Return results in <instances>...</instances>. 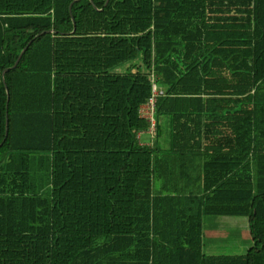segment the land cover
<instances>
[{"label": "trees", "instance_id": "obj_1", "mask_svg": "<svg viewBox=\"0 0 264 264\" xmlns=\"http://www.w3.org/2000/svg\"><path fill=\"white\" fill-rule=\"evenodd\" d=\"M0 264H264V0H0Z\"/></svg>", "mask_w": 264, "mask_h": 264}, {"label": "rangeland", "instance_id": "obj_2", "mask_svg": "<svg viewBox=\"0 0 264 264\" xmlns=\"http://www.w3.org/2000/svg\"><path fill=\"white\" fill-rule=\"evenodd\" d=\"M127 67L120 68L121 71H124ZM148 109H146V113ZM155 135V134H154ZM142 140L143 142H152V136L143 133L142 134ZM160 143L162 146H168L170 144V129L168 126L163 127V136L160 138ZM233 219L226 218L225 222H221V226L224 227L226 230L230 231L226 234V237L228 236V239H215L213 241H207L206 246L213 247V250H215V254H226V255H236L241 254L247 251L248 247H252L254 243L251 241V236L249 233V221L247 217H232ZM214 219H219L220 221H223L220 217L215 216H207L205 217V227H208L210 223H213ZM241 225V230H239V226ZM217 225V224H216ZM219 226V225H218ZM220 227V229L222 228ZM238 235V236H237ZM240 236V239H239ZM243 246V252H240L239 245ZM206 252L208 250L206 249Z\"/></svg>", "mask_w": 264, "mask_h": 264}, {"label": "crops", "instance_id": "obj_3", "mask_svg": "<svg viewBox=\"0 0 264 264\" xmlns=\"http://www.w3.org/2000/svg\"><path fill=\"white\" fill-rule=\"evenodd\" d=\"M215 217H217V218L220 217L221 219H223V221H220L219 219H214L213 223H210V225L208 227H205V219H204V252L208 255H221V254H215L216 251L213 250V247H211V246L207 247L206 242L207 241H213L215 239H221V238L222 239L223 238L228 239V236L226 237V234L230 231H228L224 227H222L221 222H225L226 218L233 219L232 217H235V216H215ZM248 221H249V219H248ZM241 225H242V223L239 226V230H241ZM220 227H222V228L220 229ZM249 233H250V228H249ZM239 239H240V236H239ZM251 241L253 242L252 238H251ZM206 249L208 250V252H206ZM249 249H250V247H248V249H246V250L248 251ZM239 250H240V252H243V250H244L243 246H241V244L239 245ZM247 251H245L244 253H241V254H245V253H247Z\"/></svg>", "mask_w": 264, "mask_h": 264}, {"label": "built area", "instance_id": "obj_4", "mask_svg": "<svg viewBox=\"0 0 264 264\" xmlns=\"http://www.w3.org/2000/svg\"><path fill=\"white\" fill-rule=\"evenodd\" d=\"M153 90H154V94L157 95V93H160V91H158L157 85L153 84ZM155 95L154 97H152L150 99V103L148 105V108L150 109V119H151V128H150V132L154 134V132L156 131V121L154 119V117H152L153 115V106H154V102H155Z\"/></svg>", "mask_w": 264, "mask_h": 264}, {"label": "water", "instance_id": "obj_5", "mask_svg": "<svg viewBox=\"0 0 264 264\" xmlns=\"http://www.w3.org/2000/svg\"><path fill=\"white\" fill-rule=\"evenodd\" d=\"M75 1H77V0H75ZM74 20V19H73ZM74 25H75V22H74ZM8 121V120H7Z\"/></svg>", "mask_w": 264, "mask_h": 264}]
</instances>
